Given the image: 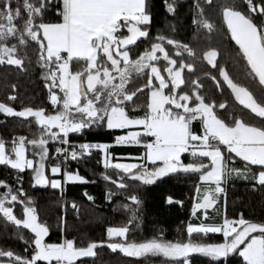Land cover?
Returning <instances> with one entry per match:
<instances>
[{"label": "snow or ice", "instance_id": "obj_1", "mask_svg": "<svg viewBox=\"0 0 264 264\" xmlns=\"http://www.w3.org/2000/svg\"><path fill=\"white\" fill-rule=\"evenodd\" d=\"M205 2L211 4L212 0ZM51 3L61 5L56 11L62 22L44 21L43 14ZM242 3L247 5L246 12L238 10L233 4L223 9L222 20L231 40L238 46L239 54L246 61L247 75L258 83L264 93V0H242ZM195 9L194 23L213 31L212 23L197 19L203 15L199 0L195 2ZM168 11L174 12L172 3L168 4ZM22 13L24 24L18 27L14 21L21 19ZM256 17L260 18L259 23ZM150 24L147 0H18L15 8L13 0H0V65H12L23 70L24 61L16 55L17 43L9 45L6 41H18L21 46L27 45L28 41L34 42L37 45V64L43 70L42 79L55 110V114L31 107L17 111L0 102V113L8 117H32L39 126L38 139L26 141L21 137L14 139L10 146L0 139V165L18 173L33 170V187L61 188L60 179L45 176L44 161L49 158L46 144L56 142L69 146L56 148V154L64 161H76L93 148L102 151L105 155L104 167L118 169L124 174L118 182L119 189L129 187L128 180L151 185L169 174H199V182L209 187L203 192L199 184L196 187L197 195L193 199L197 202L192 216L198 219L199 224H187V242L165 241L162 236L145 242L128 241L129 226H110L106 229L108 240L121 237L124 242H110L106 246L126 257H162L165 264H189V257L194 253L211 257L217 262L238 254L244 264H264V223L249 222L243 218L224 219L222 224L205 223L211 219L208 209L217 205L221 196L225 195L224 185L230 179H251L255 182L253 190L257 185L264 187V126L249 124L240 118H233L232 124L222 121L214 111L217 105L205 102L200 94L202 86L198 82L190 86V92L181 91L186 83L183 73L185 69L192 72L193 66L183 59L178 62L164 44L171 46L177 57L185 54L193 57L195 53L187 44L158 35L157 42L151 43L150 48L144 49L138 58H132L129 46L149 37ZM122 30L128 35L121 34ZM217 55L216 50H209L204 59L217 68ZM160 60L166 62L163 72L167 73V77L158 66ZM218 72L235 101L264 121V103L248 87L234 82L223 67L218 68ZM132 73L146 74L147 79L138 89L128 92L126 84ZM216 87L221 89L219 80H216ZM145 90L148 101L144 115L130 116L126 102H131L134 96ZM8 99L15 101L16 96L10 95ZM218 107L224 109L226 104L220 103ZM137 110L138 106L134 105L133 111ZM194 121L200 122L202 134L192 130ZM100 126H106L108 130H128L126 134L115 137L114 142L116 146H141L144 149L141 155L126 157L137 162L112 163L109 144L84 142L77 145L68 139L70 134H82L86 129ZM145 137L152 139L148 141L143 139ZM26 143L39 149L35 153L39 156L38 167H34L33 159L26 156ZM221 146L227 153L245 162V168L230 167L233 157H226ZM185 154L191 158L188 163L182 160ZM200 158H207L210 164ZM250 166H256L258 170L253 171ZM50 171L53 176L60 175L61 164L51 166ZM63 176L65 182H87L78 174L64 172ZM104 178L109 179L108 176ZM20 179L18 177V183ZM0 187L7 189L0 194V214L8 222L34 234L32 241L24 240L29 246L25 251L31 249L30 256L0 250V264H38L41 261L46 264H77L81 258L94 257V249L104 246L103 242L76 246L73 240L68 239L62 243H45L49 229L37 222L34 207H23V218H18L13 212V207L22 202L21 197L27 199L23 189L13 192L6 182H0ZM112 195L109 194V200ZM129 199L133 203L138 202L135 195ZM174 202L180 203L168 200L170 204ZM200 210H204L202 216L197 215ZM136 218L133 211L131 219L134 221ZM209 233H222L224 242H194L193 234L206 236ZM5 257L6 261L3 260Z\"/></svg>", "mask_w": 264, "mask_h": 264}, {"label": "trees", "instance_id": "obj_2", "mask_svg": "<svg viewBox=\"0 0 264 264\" xmlns=\"http://www.w3.org/2000/svg\"><path fill=\"white\" fill-rule=\"evenodd\" d=\"M195 2L196 0H147V8L151 14V24L148 26L149 37L141 38L136 45L129 46L130 56L138 58L144 49L150 48L151 43L157 42L158 35L187 44L195 53L193 57L187 54L177 57L172 47L164 44L169 54L178 62L183 59L193 66L192 72L185 69L183 73L186 83L181 91L190 92V86L198 82L202 86L199 89L200 94L205 102H214L217 105L214 111L222 121L232 124L233 118H240L249 124L264 126V121L255 117L235 101L234 95L223 83L218 72V68L223 67L234 82L248 87L257 99L264 103V93L261 92L258 83L247 75L249 70L246 61L239 54L238 46L231 40L230 33L222 20L225 7L234 4L238 10L246 12L247 5L242 3V0H212L211 4L206 3L205 0H199L203 15L197 19L212 23L214 30L209 31L201 24L194 23ZM17 3L18 0H13L14 8ZM169 3L173 4L174 12L168 11ZM60 6V4L51 3L49 9L43 14L44 21L62 22V18L56 11ZM23 16L22 13V18L14 21L18 27L24 24ZM255 19L257 23L260 22L259 17ZM121 34L127 35V32L122 30ZM6 42L9 45L17 43L16 55L24 61V64L23 70L12 65H0V102L17 111L31 107L33 109L43 108L47 114L55 112L49 103L48 90L42 79L43 70L37 64V45L28 41L27 45L21 46L18 41L11 39ZM209 50H216L218 53L217 68H213L204 59V55ZM165 63L160 60L158 66L161 67L162 74L167 77L166 72H163ZM213 77L216 79L214 80ZM146 79V74L140 76L132 73L126 84V91H135L146 83ZM216 80L220 81L222 90L216 87ZM10 95H15L16 100H9ZM147 101L148 93L145 90L134 96L131 102H126V110L130 116L143 114ZM220 103H225L226 107L220 109L218 107ZM134 105L138 106L137 111H133ZM192 125L198 128L199 122L194 121ZM122 131L108 130L106 126H100L86 129L82 134H70L68 139L78 145L84 142H108ZM21 137L26 141L39 138V126L34 122V118L8 117L0 113V139L9 144ZM57 146L56 142L46 144L49 158L44 161L45 176L49 179L47 173L49 164L60 163L62 170L77 172L87 182L67 183L62 191L51 187H33L35 184L33 170L26 169L23 173H18L8 166L0 165V182H6L13 192L22 188L27 194V199L21 197L22 202L13 207L14 214L18 218H23V207H34L37 222L49 229V233L44 238L45 243H60L63 238L72 239L76 246H87L90 242H103L104 246L94 249L96 253L94 257L81 258L77 264H153L165 263V260L162 257H126L118 250L113 252L106 246L110 243L106 229L110 226H129L128 241L145 242L148 239L162 236L165 241L184 240L187 242L186 226L190 220L199 174L179 172L169 174L151 185L128 180L129 187L119 189L118 182L124 174L111 167L105 168L101 162L100 151L90 150L88 154L79 156L76 161L68 159L64 163L63 159H52ZM26 148L27 156L32 155L34 161L38 163L39 156L35 153H38L39 149H34L27 143ZM221 148L224 150L223 147ZM228 156L234 159L231 165L240 170L245 168V162L232 154L228 153ZM200 159L208 163L206 159ZM184 160L187 161V158L185 157ZM250 167L253 171L258 170L256 166ZM105 176L109 179L106 180ZM18 177L21 178L19 183ZM254 183L253 180L244 178H233L226 183L225 216L227 219L240 217L249 222L264 223V187L257 185L256 190H253ZM132 184L138 186L132 187ZM5 191L7 189L0 187V194ZM110 193L113 194L111 200L108 198ZM133 195L137 197V203L129 199ZM169 199L180 203L170 204ZM133 211L137 217L134 221L131 219ZM33 236L30 230L23 229L22 226L17 227L0 214V250H11L21 256H30L31 249L25 251L29 246L24 243V240L32 241ZM193 240L194 242L219 244L224 242V237L222 234H207L206 236L193 234ZM111 241L124 242V239L117 238ZM3 260L6 261L7 258ZM38 264H46V262L41 261ZM189 264H244V261L238 254H232L227 260L222 259L217 262L211 257L194 253L189 257Z\"/></svg>", "mask_w": 264, "mask_h": 264}, {"label": "crops", "instance_id": "obj_3", "mask_svg": "<svg viewBox=\"0 0 264 264\" xmlns=\"http://www.w3.org/2000/svg\"><path fill=\"white\" fill-rule=\"evenodd\" d=\"M49 103H50V100H49ZM50 105H51V103H50ZM51 107H52V105H51ZM49 114H55V112H52V113H49ZM143 115H144V113L143 114H140V115H135L134 117H141ZM191 127H192V130L194 132H196L197 134H202V129H201L200 122H199V127L198 128H194L193 125H191ZM135 130H141L142 131V129H135ZM127 131L128 130H123L121 133H118L117 135L114 136V138H113L112 141H108V142L98 141V142H88V143H106V144H109L110 147H109L108 151L112 154V163H136L137 162L136 160H134V159H128L126 157H136V156L141 155L143 153V151H144V149L141 146H133V145H120V146H116L115 145V142H114L115 141V137H117V136H119L121 134H126ZM143 139L150 141L152 138L145 137ZM11 142H9V144H8L9 146H10ZM221 147H223V146H221ZM90 150H98V151H100L99 149H96V148H93V149H90ZM222 151H223V154L227 157V154L228 153L226 152V150L225 149L224 150L222 149ZM88 153H85V154H88ZM100 155H101L102 165L104 166L105 155H104V153L102 151H100ZM232 155L234 156V154H232ZM26 156H27V148H26ZM27 157L30 158V159H33L32 155H31V157L30 156H27ZM185 157L187 158V161L184 160ZM204 159H206L208 161V163L210 164V161L207 158H204ZM182 160L185 163H188V162L191 161V158L187 154H185L182 157ZM33 161H34V159H33ZM233 161H234V159H233ZM233 161H230L229 162V166L230 167L234 166V165H231V162H233ZM53 165H55V164H49L48 165V172L47 173L49 175V179H60L61 180L62 187L61 188H58L59 190H61V191L64 190L65 184H67V183H74V182H65L63 173L64 172H68V173H71L73 175H77L78 174L77 172L62 170V173L60 175L53 176L51 174V171H50V168ZM149 167H151V166H149ZM235 168H237V167H235ZM78 175L85 180V178L82 175H80V174H78ZM77 183H80V182H77ZM198 184H199V186L201 188V192L205 191L209 187L208 185H205L202 182H199ZM212 187H214V186H212ZM224 187L226 189V184L224 185ZM194 195H197L196 189H195ZM196 202L197 201L195 199H193V203H192L191 211H190V220L188 222V224H192L194 226H198V224H199L198 219L196 217H193L192 216L193 206H194V204ZM200 202H202V198H201ZM225 210H226V193H225V195L221 196L220 201H219V203L217 205H215L213 208L208 209V215H209V217L211 219L206 220L205 223H209V224H222L223 223V220L224 219H227L226 216H225ZM203 212H204V210H200V212L197 215L198 216H202ZM239 219H241V218L238 217L237 219H229V220H239ZM115 227H120V226H115ZM209 234H222V233H209ZM253 235H258V233L257 234H253ZM117 238L118 239H124V238H121V237H113L112 240H115ZM65 239L66 238H63L60 243H62ZM68 240H72V239H68ZM242 248H243V246L241 247V249ZM153 264H165V263H153Z\"/></svg>", "mask_w": 264, "mask_h": 264}, {"label": "built area", "instance_id": "obj_4", "mask_svg": "<svg viewBox=\"0 0 264 264\" xmlns=\"http://www.w3.org/2000/svg\"><path fill=\"white\" fill-rule=\"evenodd\" d=\"M71 142V141H70ZM74 144H77V143H74ZM78 145V144H77ZM58 147H60V148H68L69 146L68 145H61V144H58V146H57V148ZM78 152H79V150L78 149H76ZM69 151H71V149L69 148ZM52 159H54V160H58V159H63V157L62 156H58L57 154H56V149H55V151H54V153L52 154ZM64 161V160H63ZM67 161H64V163H66Z\"/></svg>", "mask_w": 264, "mask_h": 264}, {"label": "rangeland", "instance_id": "obj_5", "mask_svg": "<svg viewBox=\"0 0 264 264\" xmlns=\"http://www.w3.org/2000/svg\"><path fill=\"white\" fill-rule=\"evenodd\" d=\"M127 35H128V33H127ZM166 75H167V73H166ZM118 82V81H117ZM165 91H167V90H165ZM34 110H36V109H34ZM35 162V161H34ZM37 162H35L34 163V166L35 167H38L39 166V162L36 164ZM110 242H119V241H110Z\"/></svg>", "mask_w": 264, "mask_h": 264}]
</instances>
